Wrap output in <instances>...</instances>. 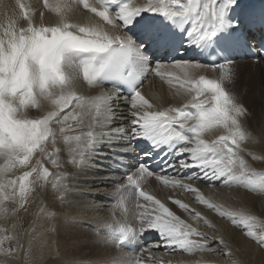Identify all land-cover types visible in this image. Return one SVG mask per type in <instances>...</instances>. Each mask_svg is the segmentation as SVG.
I'll list each match as a JSON object with an SVG mask.
<instances>
[{
    "label": "snow or ice",
    "instance_id": "6c2138e0",
    "mask_svg": "<svg viewBox=\"0 0 264 264\" xmlns=\"http://www.w3.org/2000/svg\"><path fill=\"white\" fill-rule=\"evenodd\" d=\"M16 3L26 26L18 27L14 19L0 24V158L4 161L0 215L9 216V204L13 218L20 210L27 211L30 196L38 191L51 197L47 208L41 209V230L25 229L27 248L17 240L13 249L23 250L25 264L42 259L45 249L52 254L53 246L56 264H144V257L128 253L149 251L142 246L149 237L171 252L232 256L230 247L224 253L214 246L224 245L223 237L213 240L199 230L216 231L201 211L173 200L188 214L182 219L141 190L155 170L140 158L136 144L141 140L151 146L142 153L144 157H161L155 167L163 174L157 180L193 194L198 205L230 221L264 250V220L259 222L261 231H254L257 215L226 209L194 186L199 182L243 188L264 199V173L253 172L245 159V155L264 159L248 151V145L264 140V107L258 137L244 127V122L251 127L255 111L245 106L241 94L226 88L228 82L234 89L238 79L234 54L247 48L258 60L264 58V43L259 49L249 44L252 33L264 34V13L245 11L240 0H76L85 15L98 18L85 26L70 22L71 5L43 0V7L56 19L46 20L40 12L37 21L21 0ZM205 56L211 62H201ZM209 70L217 72L218 78L192 75ZM152 75L169 83L178 81L177 92L183 90L188 102L153 111V102L141 91ZM81 77L87 95L79 94ZM32 109L38 110L36 116ZM214 128L224 134L206 140L204 133ZM99 144L108 145L113 162L128 171L116 179L107 172L92 178L105 189L114 185L111 191L92 185L88 189L102 198L120 194L113 212L123 209L125 213L123 193L134 192L139 211L131 219L111 224L104 220L103 227L90 224L88 230H74L66 225L84 221L73 212L108 208L74 198L79 195L81 166L96 155L93 150ZM17 165L28 170L7 178ZM260 215L264 216V209ZM61 231L68 233L63 245L52 238ZM6 239L10 237L0 239V251L7 256L10 250L2 247Z\"/></svg>",
    "mask_w": 264,
    "mask_h": 264
},
{
    "label": "bare ground",
    "instance_id": "6f19581e",
    "mask_svg": "<svg viewBox=\"0 0 264 264\" xmlns=\"http://www.w3.org/2000/svg\"><path fill=\"white\" fill-rule=\"evenodd\" d=\"M56 2L71 5L73 11L69 12L70 22L82 23L85 26H91L92 24H95L96 20L98 19L93 17L91 13H87L85 15L84 13H86V10L83 9L82 5H77L76 0H49V3H56ZM93 2L94 0H89V3H93ZM21 3H23L27 7L29 13L37 21L39 19L40 12H44L46 20H52V19L54 20L56 18L55 13H50L48 12L47 9L43 7V0H21ZM240 3L241 6L247 12L252 13L253 9H257V11L261 13L264 12V0H240ZM22 15L23 14L21 13L20 8L16 3V0H0V24L6 25L9 19H14L17 21L18 27L21 25L26 26V22L22 21L21 19ZM144 15L149 16L150 14L145 13ZM162 19H163L162 17L158 18L157 22H159V20ZM201 62H204L203 58L201 59ZM235 68L236 70H238L236 71L238 72V74L239 72L241 73L242 70L243 71L247 70L248 72L249 71L255 72L254 71L255 68H261L264 70V59H260L257 62L250 60L237 61L235 63L234 70ZM257 71L258 69L256 70V72ZM256 74L254 75L257 76ZM192 75L194 76L195 79H198L199 75H204L205 78L207 79L218 78L217 72H214L212 70H209L207 72H197V73H193ZM249 75L250 73H247V75L244 77L242 82L238 81L237 79L235 89L238 90L237 91L238 94H241V97L243 98V102L246 103L245 106L249 107L250 109H253L254 105L256 106L261 105L259 112L261 113V108L264 107V89L261 88L263 89V93H259L260 89L257 88L261 86V83H259L260 84L259 87H257L258 85L257 84L253 89L249 88L251 87V85L249 86L248 84L250 81L247 83V79ZM257 81L259 80H256V83H258ZM256 83L254 81V85ZM81 84H83V87L78 86L79 94L87 95L89 89L87 88L86 83L82 81V77H81ZM240 84L242 86H240ZM245 84H247V86H245ZM178 88H179L178 81L173 80L171 83H169L166 80H162L156 77L155 75H152L147 78L141 91L142 94L146 96V98H149L153 102L154 107L152 110L155 111V110H163L164 108L170 106H181L187 103L190 97L183 94V90H181V92L178 93L177 92ZM245 89L249 90L247 95H244ZM37 111H38L37 109H32V116H36ZM261 126H262L261 117H258L254 121H252L251 127L247 122H244V127L248 131L252 132L253 135L258 137L260 135ZM218 134H224L223 130L219 128H214L204 133V136L206 140L211 141L214 140L216 138V135ZM143 142H148V141L141 140L138 141L136 144L137 151L140 152L141 159L147 158L144 157L142 154L143 151L145 150L144 149L145 144ZM93 151L96 153V155H93L88 162H86L81 166V170L79 172V176H80L79 195L75 196L74 198L79 199L81 201H88L96 204H104L107 205L108 208L104 211L73 212L72 215L78 216L82 221H84L83 223L66 225V227H71L74 230H88V226L90 224H97L98 227H103L102 222L104 220H107V222L111 224L120 221L122 218L131 219L132 213L134 211H139L138 209H135V204L133 201L134 192L123 193V195L126 197L124 202L125 207L128 209V212L125 213L123 209H115V211L113 212L115 203L120 199V194H115L111 199L102 198L97 196V194L91 189H88V185H92L93 189L98 186H101L98 180L92 179L93 177L105 176L106 172L111 175L112 179H116L121 176L119 174L114 173L113 168L110 165L113 153L109 151L108 145L99 144ZM248 151H250L251 153L257 156L264 157V140H262L260 143L257 144L248 145ZM116 154L121 155L120 152ZM65 155H66V150H65ZM249 156L250 155H245V159H247V161ZM34 163L35 160H33V164ZM3 165H4V161L2 158H0V168H2ZM98 165L101 167H97ZM46 166L50 167V165H46ZM263 166H262V170H264ZM250 168L252 169L251 166ZM258 168H260V166H258ZM23 170H28V169H21V166L17 165V167L12 170V172L8 175L7 178L15 179L19 175H22ZM162 174L163 173H161L160 170L154 171L152 176H149L144 180L141 186L142 190L146 191L150 195H153L155 198L160 199L162 203H165V205L169 207L171 211L175 212L177 215H180L182 219H187L188 214L184 213L182 209H179L178 205L173 203V200L179 199L183 203L188 204L190 208H194L197 211H201L202 215H205V217L211 221L216 231L213 232L205 227H201L199 230L205 232L206 235H208L209 237H213V240H219L220 237H223L225 244L224 245L214 244V246L218 248L222 247L224 253H227L230 247L233 254L232 256H227L224 254H211L208 252H197L193 254L171 252L165 250L162 246L157 245L154 237H151L142 245L144 248L149 249V251L128 253L129 255L144 257L145 258L144 264H229L230 260H238L239 264H264L263 250L260 248L258 244L247 238L245 233L241 231L240 228L233 226L230 223V221L218 216L215 212L209 211L205 209L203 206L198 205L193 199V194L181 188L173 189L170 186H165L161 181L156 179L157 175H162ZM0 175H2V173H0ZM169 175H172L170 170H169ZM107 183L108 181L105 180V184ZM194 186L199 187L207 198L211 199L214 203L222 204L226 209L244 210V211L252 212L253 214L257 215L258 218L257 221H261L264 219V216L260 215L261 210L264 209V199H262L261 195L258 193H253L246 189L236 188V187L221 188L218 185L208 186V185L199 184V182H197V184ZM113 187L114 185H109L108 188L105 189L101 186V190L102 192L111 191ZM50 199L51 197L46 196V194L43 191H38L37 193L32 194L30 196L28 204L26 205L27 211L21 210L19 212V215L16 216L15 218H13L12 206L11 204H9L8 205L9 216L5 217L3 215H0V222L8 223L10 226H12L13 224L17 223L16 221H20L21 223L24 219H28L32 221L30 226H34L36 228V231L39 232L41 230V225L43 223V217H44V213L41 211V209L47 208ZM253 202H255L256 204L255 209H253L252 207ZM48 210L51 209L49 208ZM258 225L259 227H261L260 229ZM261 229H262L261 224L254 225V229H253L254 231H261ZM29 230H31V228H29ZM53 237L56 238L55 240L59 242V244L63 245L68 240V233L66 231H61L58 235L53 234ZM210 243H212V241H210ZM23 244H25V240ZM54 252H55L54 248L52 250V254L49 253L48 249H45L43 253V258L36 259L34 261V264H46V261L48 259H51L52 263L56 264V256ZM21 253L23 254V250ZM19 259L21 260V257Z\"/></svg>",
    "mask_w": 264,
    "mask_h": 264
},
{
    "label": "rangeland",
    "instance_id": "374dc122",
    "mask_svg": "<svg viewBox=\"0 0 264 264\" xmlns=\"http://www.w3.org/2000/svg\"><path fill=\"white\" fill-rule=\"evenodd\" d=\"M56 19V18H55ZM54 19V20H55ZM53 20V19H52ZM258 69V71L256 72V70ZM245 70V69H244ZM236 71H238V70H236V68H235V70H234V72L236 73V75H238V81H240V82H242V80L244 79V77L247 75V73H250V75L248 76V79H247V83L249 84V86L251 85V87H249V88H254L257 84V87H259L260 86V84L259 83H261V86L259 87V88H257V89H260V92L259 93H263V89H264V70L263 69H261V68H255L254 69V71L255 72H253V71H241V73L239 72V74H238V72H236ZM256 73H258V74H256ZM254 74H256L257 76H258V78H257V76H255ZM254 76H255V78H254ZM252 77V78H251ZM250 79V80H249ZM256 80H259V81H257L258 83H256ZM253 81V82H252ZM254 81H255V85H254ZM252 83V84H251ZM227 84H229V85H227ZM254 85V86H253ZM226 88L227 89H231V90H233V91H235V92H237L238 90H236L235 88L233 89V87H232V84L231 83H226ZM240 86H242L241 84H240ZM245 86H247V84H245ZM261 88H263V89H261ZM238 93V92H237ZM258 93V94H259ZM242 98V97H241ZM242 102H243V98H242ZM244 104H246L245 102H243ZM260 107H261V105L260 106H256V105H254V108H253V110L255 111V114H256V118H258V117H260L259 116V112H260ZM262 109V108H261ZM251 160H253L252 159V157H251V155L248 157V162H249V165L250 164H252V165H250L251 167H252V171L253 172H255V173H264V170H262V166L264 165V159H259V160H255V162H254V160L253 161H250ZM254 164V165H253ZM255 166V167H254ZM258 166H260V168H258ZM259 170H258V169ZM260 169H261V171H260ZM263 169H264V166H263ZM21 211V210H20ZM19 211V212H20ZM264 220V219H263ZM17 223H15V224H13L12 226H10L8 223H3V222H0V239H3L4 237H10V239H6L5 241H4V244H3V249H9L10 250V253H9V255H5L4 254V252L3 251H0V264H25V259H24V257H23V254L21 253L22 252V250H15V251H13V249H16V246H17V240H19L21 243H23L24 242V240H25V248H27V242H28V236L27 235H25L24 234V230L25 229H29L30 227V224L32 223V221L31 220H28V219H24L21 223H20V221H16ZM260 221H257V224H260L259 223ZM256 224V225H257ZM29 227V228H28ZM258 227H259V225H258ZM14 228V229H13ZM261 227H259V229H260ZM22 236V237H21ZM27 237V238H26ZM24 238V239H23ZM54 240L56 239V238H54V237H52ZM27 240V241H26ZM56 241V240H55ZM53 248L55 249V246H53ZM263 252H264V250H263ZM12 259H10V258ZM13 257V258H12ZM21 257V260L19 259ZM19 262V263H18ZM46 264H53L52 263V260L51 259H48L47 261H46Z\"/></svg>",
    "mask_w": 264,
    "mask_h": 264
}]
</instances>
